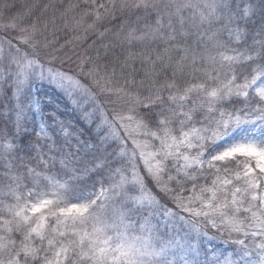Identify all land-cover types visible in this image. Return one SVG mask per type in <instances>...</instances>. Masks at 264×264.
Wrapping results in <instances>:
<instances>
[{"label":"snow or ice","instance_id":"snow-or-ice-1","mask_svg":"<svg viewBox=\"0 0 264 264\" xmlns=\"http://www.w3.org/2000/svg\"><path fill=\"white\" fill-rule=\"evenodd\" d=\"M14 7L0 0V264H264V0ZM209 230L235 247L208 248Z\"/></svg>","mask_w":264,"mask_h":264},{"label":"rangeland","instance_id":"rangeland-1","mask_svg":"<svg viewBox=\"0 0 264 264\" xmlns=\"http://www.w3.org/2000/svg\"><path fill=\"white\" fill-rule=\"evenodd\" d=\"M257 1L258 0H254V2H257ZM68 32L71 35L73 34V32H70V31H68ZM57 39H59V37ZM65 40H66V37H65ZM70 47H73V46L70 45L69 48ZM65 52L67 54H69L67 48H65ZM33 91L41 99L49 97V98L53 99L54 101L62 102L61 103L62 107L64 106V103L67 102V98L65 96L64 91L60 87H58L55 83H52L48 80L37 81L36 85L33 88ZM2 111H5L4 107H2L1 112ZM209 231L215 233L216 235L214 236L211 234V232H208V236L203 239V243L208 248H217L219 250H223L225 248H228L229 250H231L232 247H235L234 245H229V244L224 243V238H215L214 239V237H217V233L215 232V230H209Z\"/></svg>","mask_w":264,"mask_h":264},{"label":"trees","instance_id":"trees-1","mask_svg":"<svg viewBox=\"0 0 264 264\" xmlns=\"http://www.w3.org/2000/svg\"><path fill=\"white\" fill-rule=\"evenodd\" d=\"M32 0H8V3H11V4H14L15 7L13 8V12L17 11V10H22L23 9V6L25 4H28V3H31ZM41 2H47V0H41ZM68 2H77V0H64V3L67 4ZM256 3L257 5H259L260 3V0H258L257 2H254ZM255 19V18H254ZM59 23V22H58ZM76 35L75 33H73L72 35L67 31V30H64L62 27L60 28V30L57 32L56 34V39L59 37V43L60 44H65L66 41L68 40H71L73 38V36ZM66 37V40H65V37ZM53 37L51 35H49V39H52ZM95 39V37H89L87 40H82V41H79L78 43H76L74 45V50L76 52H83L87 47L88 45H90L92 43V40ZM63 42V43H62ZM68 49V52L69 54H67L69 57H72L73 59H75V57L73 56V47H66ZM92 55H94V53H90ZM3 106H0V112H1V109H2ZM3 126V122L0 121V127Z\"/></svg>","mask_w":264,"mask_h":264}]
</instances>
